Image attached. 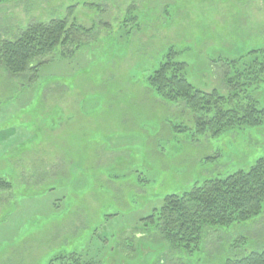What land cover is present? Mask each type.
<instances>
[{
    "label": "rangeland",
    "instance_id": "374dc122",
    "mask_svg": "<svg viewBox=\"0 0 264 264\" xmlns=\"http://www.w3.org/2000/svg\"><path fill=\"white\" fill-rule=\"evenodd\" d=\"M54 19L88 32L34 76L0 67V176L13 185L0 192V250L13 244L0 264L71 254L86 264H225L264 250V211L207 228L192 251L144 227L167 196L264 156V125L200 135L184 105L162 101L148 84L174 50L193 86L228 96L232 61L264 48V0L0 3L4 39ZM255 98L264 108V85Z\"/></svg>",
    "mask_w": 264,
    "mask_h": 264
},
{
    "label": "trees",
    "instance_id": "16d2710c",
    "mask_svg": "<svg viewBox=\"0 0 264 264\" xmlns=\"http://www.w3.org/2000/svg\"><path fill=\"white\" fill-rule=\"evenodd\" d=\"M11 0H0L8 2ZM88 32L65 19L32 24L16 39L0 35V67L14 76L37 74L46 58L59 47L74 43L79 33ZM171 50L148 77L150 89L162 101L184 105L194 116L196 132L219 137L231 130L264 125V108L255 93L264 85V48L250 53L248 60L232 61L225 79L230 94L218 90L206 92L193 86L186 76L187 64L176 61ZM38 62V63H36ZM36 63V64H35ZM185 133L187 127H174ZM12 183L0 176V192L9 191ZM264 211V156L249 170H239L226 178L204 181L182 194L169 195L162 206L147 218L145 228L157 230L170 246L189 251L198 249L205 230L246 223ZM147 230V229H146ZM61 261V263H59ZM51 264H86L78 254L57 257ZM225 264H264V250L252 251Z\"/></svg>",
    "mask_w": 264,
    "mask_h": 264
},
{
    "label": "crops",
    "instance_id": "0c3cea01",
    "mask_svg": "<svg viewBox=\"0 0 264 264\" xmlns=\"http://www.w3.org/2000/svg\"><path fill=\"white\" fill-rule=\"evenodd\" d=\"M66 88V87H65ZM16 245V244H15ZM5 247H8V252L7 251H5V249H1L0 250V259L1 258H3V259H6L5 257L6 256H9L10 255V251H11V249L13 248V244H9V245H6ZM2 261V260H1ZM1 261H0V263H1Z\"/></svg>",
    "mask_w": 264,
    "mask_h": 264
}]
</instances>
